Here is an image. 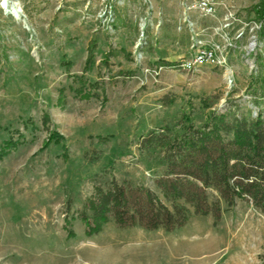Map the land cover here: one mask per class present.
Here are the masks:
<instances>
[{
  "label": "rangeland",
  "instance_id": "obj_1",
  "mask_svg": "<svg viewBox=\"0 0 264 264\" xmlns=\"http://www.w3.org/2000/svg\"><path fill=\"white\" fill-rule=\"evenodd\" d=\"M20 1L26 17L0 0V142L24 135L0 161V264H264V214L247 200L222 202L218 221L193 213L172 232L110 221L88 236L79 216L96 187L113 180L150 187L171 205L156 185L163 153L143 150L141 135L165 125L182 132L185 113L196 127L212 111L264 113V30L250 50L264 0H218L216 17L193 15L201 27H221L228 13L236 18L228 30L236 43L229 92L219 66H175L190 56L179 0H155L162 14L152 19L162 25L159 33L150 28L141 64L133 53L148 14L142 0L107 14L103 0ZM206 37L224 41L213 28ZM160 65L159 74L145 69ZM54 130L64 140L44 148Z\"/></svg>",
  "mask_w": 264,
  "mask_h": 264
},
{
  "label": "trees",
  "instance_id": "obj_2",
  "mask_svg": "<svg viewBox=\"0 0 264 264\" xmlns=\"http://www.w3.org/2000/svg\"><path fill=\"white\" fill-rule=\"evenodd\" d=\"M256 113L250 119L232 109L212 111L201 127L185 113L182 132L165 125L141 135L143 150L163 153L165 173L156 185L171 205L150 187L113 180L107 189L97 186L80 212L87 235L101 232L110 221L120 228L168 232L185 226L193 213L211 214L218 221L222 202L231 207L237 199L251 202L264 214V113ZM19 136L0 142V161L23 143L24 135ZM63 140L54 130L44 148Z\"/></svg>",
  "mask_w": 264,
  "mask_h": 264
},
{
  "label": "built area",
  "instance_id": "obj_3",
  "mask_svg": "<svg viewBox=\"0 0 264 264\" xmlns=\"http://www.w3.org/2000/svg\"><path fill=\"white\" fill-rule=\"evenodd\" d=\"M127 0H103L102 3L105 5V13L111 12L113 5L120 4L124 5ZM146 6L147 16L141 18L139 23V35L135 42L134 58L137 63L141 64L145 59V53L143 51L145 45L148 42L149 30H155L159 33L162 19L161 17L157 20L152 19L153 14L156 12L155 0H142ZM1 8L9 10L12 8L18 17L24 16L22 2L20 0H3ZM181 7V21L178 25V29L181 31L187 29L190 34V56L188 58H183L180 63L175 65L188 72H197L201 70L205 65L211 64L214 66H219L224 70V78L227 84L228 92L235 84V72L233 66L229 63V52L236 45L233 38L230 36L229 28L232 26V19H236L233 13H228L225 16V23L220 26L214 27H201L199 26L197 20L193 17L194 14H198L200 17L212 18L217 16L218 0H179ZM160 16L162 14L161 10H157ZM113 12V11H112ZM23 19V18H22ZM114 20L109 19L108 15L104 22V27L110 33L114 32L113 27ZM248 24V23H246ZM250 32L252 38V44L250 50H255L257 46L261 45L258 42V33L264 30V18L258 19L250 25ZM213 28L214 33L223 38L224 41H219L215 39H209L206 37L207 30ZM243 31H240L238 38L241 37ZM255 64L251 65L253 68ZM164 68L163 65L155 66V68L146 67L148 71H152L159 74Z\"/></svg>",
  "mask_w": 264,
  "mask_h": 264
},
{
  "label": "crops",
  "instance_id": "obj_4",
  "mask_svg": "<svg viewBox=\"0 0 264 264\" xmlns=\"http://www.w3.org/2000/svg\"><path fill=\"white\" fill-rule=\"evenodd\" d=\"M236 3L238 6L242 4V3H240V0H236Z\"/></svg>",
  "mask_w": 264,
  "mask_h": 264
},
{
  "label": "bare ground",
  "instance_id": "obj_5",
  "mask_svg": "<svg viewBox=\"0 0 264 264\" xmlns=\"http://www.w3.org/2000/svg\"><path fill=\"white\" fill-rule=\"evenodd\" d=\"M102 254H105V253H102ZM115 258V257H114Z\"/></svg>",
  "mask_w": 264,
  "mask_h": 264
}]
</instances>
